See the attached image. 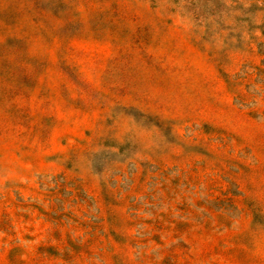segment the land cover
I'll return each mask as SVG.
<instances>
[{"label":"rangeland","instance_id":"rangeland-1","mask_svg":"<svg viewBox=\"0 0 264 264\" xmlns=\"http://www.w3.org/2000/svg\"><path fill=\"white\" fill-rule=\"evenodd\" d=\"M0 264H264V0H0Z\"/></svg>","mask_w":264,"mask_h":264}]
</instances>
